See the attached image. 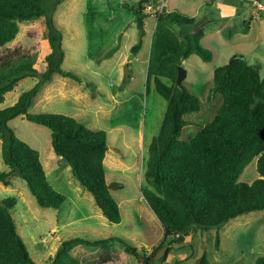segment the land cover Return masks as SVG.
<instances>
[{"label":"rangeland","instance_id":"1","mask_svg":"<svg viewBox=\"0 0 264 264\" xmlns=\"http://www.w3.org/2000/svg\"><path fill=\"white\" fill-rule=\"evenodd\" d=\"M138 1L63 0L54 13V21L63 35L65 56L61 66L76 73L81 81L53 74L28 110L32 114L68 115L93 130L107 133L105 177L108 185L116 186L109 191L120 208L119 223L106 219L92 194L72 175L70 166L55 155L48 128L24 116L9 121L15 134L38 151L48 182L66 197L59 208H44L36 203L19 177H11L9 186L0 182V199L14 197L17 200L11 215L36 264H49L61 241L74 237H121L139 249L138 257L128 254L129 264H143L142 253L151 254L162 241L163 228L141 193V187L147 185L143 173L148 145L157 134L166 109V100L155 90L153 82L148 93L145 86L157 4L163 2L164 11H176L195 18L191 25L174 22L168 25L181 38L202 28L201 43L213 54L208 62L193 54L181 63L186 70L182 85L201 102L199 111L186 116L191 124L183 127L181 139L193 137L221 105L219 93L209 97L216 67L242 54L264 77V0H256L263 9L254 5L255 0H153L145 6L144 12L148 14L146 34L140 50L134 55L131 47L139 36L135 14L130 7ZM249 21L248 33L236 30L230 39L225 38V29H241L244 22ZM119 34H122L120 48L107 57ZM14 47L29 52L32 64L43 72L46 69L41 58L46 49L44 17L21 23L15 39L0 47V52ZM37 80L32 76L19 80L6 93L0 109L12 105ZM8 169L1 157L0 140V171ZM257 177L256 160L253 159L239 180L250 183ZM217 233L220 237L218 249L215 246ZM71 252L81 264H97L104 250L80 245ZM110 252L116 258L126 254L119 244ZM203 252L212 264H255L256 257L264 256V210L239 215L219 229L194 228L182 243L170 245L165 259L164 253L150 264H195Z\"/></svg>","mask_w":264,"mask_h":264},{"label":"trees","instance_id":"2","mask_svg":"<svg viewBox=\"0 0 264 264\" xmlns=\"http://www.w3.org/2000/svg\"><path fill=\"white\" fill-rule=\"evenodd\" d=\"M62 1L0 0V47L15 39L23 22L44 17L46 27V49L41 53L46 65L43 72L32 64L30 53L20 47L0 52V103L22 78H38L12 105L0 109L1 157L9 168L0 171V182L9 186L11 177H19L40 207L59 208L66 199L48 182L38 151L21 140L9 126L10 120L24 116L50 130L54 153L70 166L72 175L92 194L106 219L119 223L120 208L110 194L105 177L107 133L93 130L68 115L28 112L34 97L53 74L81 81L76 73L61 66L65 56L63 35L54 21V13ZM152 1L139 0L130 7L139 36L131 47L134 55L143 44L148 16L144 9ZM172 22L191 25L195 18L176 11H162L156 16L151 36L146 93L153 82L155 90L166 100V109L160 128L148 145L143 173L147 185L141 187V193L164 234L151 254L142 253L143 264H150L158 249L167 245L165 259L170 245L182 243L194 228L219 229L239 215L264 210V77L242 54L216 67L209 97L219 93L221 105L193 137L181 139L183 127L191 124L186 116L199 111L201 102L185 86L177 85L178 66L193 54L205 62L210 61L213 54L201 43L202 28L181 38L169 27L168 23ZM249 28L250 21L244 22L241 29H225L224 36L230 39L236 30L246 34ZM253 159L258 177L250 183L240 181L241 173ZM16 202L14 197L0 199V264H36L11 215ZM219 238L217 233V249ZM117 244L126 254L116 258L110 249ZM80 245L104 250L97 264H129L128 254L139 255V249L121 237H74L61 241L49 264H81L71 252ZM195 264L212 263L203 252ZM255 264H264V256L256 257Z\"/></svg>","mask_w":264,"mask_h":264},{"label":"water","instance_id":"3","mask_svg":"<svg viewBox=\"0 0 264 264\" xmlns=\"http://www.w3.org/2000/svg\"><path fill=\"white\" fill-rule=\"evenodd\" d=\"M121 38H122V34H119L116 45L113 46L107 52V57L111 56L114 52H116L120 48V46H121ZM185 77H186V70H185V68L182 65H179L178 66V72H177V78H176V83H177L178 86L182 85V82H183ZM115 187H116L115 184L108 185V188H115ZM167 248H168V246L164 245L160 249H158V251L152 257L151 261L153 262L156 258H158L161 255H163L165 253V251L167 250Z\"/></svg>","mask_w":264,"mask_h":264},{"label":"built area","instance_id":"4","mask_svg":"<svg viewBox=\"0 0 264 264\" xmlns=\"http://www.w3.org/2000/svg\"><path fill=\"white\" fill-rule=\"evenodd\" d=\"M253 3H254V5H256L258 8L263 9L262 4H260V3L257 2L256 0H255ZM146 6H147V5H146ZM164 7H165V6H164L163 2L157 4V5L155 6V9H154V13H155V15L157 16V14L161 13L162 11H164ZM150 8H151V6H148V9H150Z\"/></svg>","mask_w":264,"mask_h":264},{"label":"crops","instance_id":"5","mask_svg":"<svg viewBox=\"0 0 264 264\" xmlns=\"http://www.w3.org/2000/svg\"><path fill=\"white\" fill-rule=\"evenodd\" d=\"M226 8H228L229 10L232 9V8H229L228 6H227ZM229 10H228V11H229ZM223 16H224V14H223ZM15 86H16V85H15ZM5 95H6V94H5ZM14 99H15V97H14ZM14 99H13V100H14ZM4 100H5V99H4ZM16 100H17V99H16ZM16 100H15V101H16ZM15 101H14V102H15ZM55 155H56V154H55ZM105 159H106V156H105L104 160H105ZM104 165H105V163H104ZM43 167H44V166H43ZM44 170H45V169H44ZM45 173H46V172H45ZM17 231H18V230H17ZM18 233H19V232H18ZM19 234H20V233H19ZM20 236L22 237L21 234H20Z\"/></svg>","mask_w":264,"mask_h":264}]
</instances>
